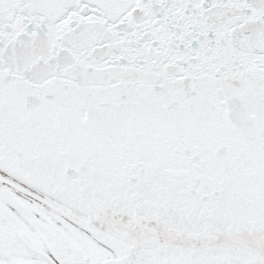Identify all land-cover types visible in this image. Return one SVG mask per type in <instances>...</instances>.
<instances>
[{
    "label": "snow or ice",
    "instance_id": "snow-or-ice-1",
    "mask_svg": "<svg viewBox=\"0 0 264 264\" xmlns=\"http://www.w3.org/2000/svg\"><path fill=\"white\" fill-rule=\"evenodd\" d=\"M0 264H264V0H0Z\"/></svg>",
    "mask_w": 264,
    "mask_h": 264
}]
</instances>
